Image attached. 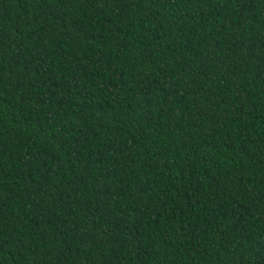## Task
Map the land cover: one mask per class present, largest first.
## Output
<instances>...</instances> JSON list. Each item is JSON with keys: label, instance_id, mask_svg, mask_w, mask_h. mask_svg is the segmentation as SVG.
Returning a JSON list of instances; mask_svg holds the SVG:
<instances>
[{"label": "trees", "instance_id": "1", "mask_svg": "<svg viewBox=\"0 0 264 264\" xmlns=\"http://www.w3.org/2000/svg\"><path fill=\"white\" fill-rule=\"evenodd\" d=\"M0 264H264V0H0Z\"/></svg>", "mask_w": 264, "mask_h": 264}]
</instances>
